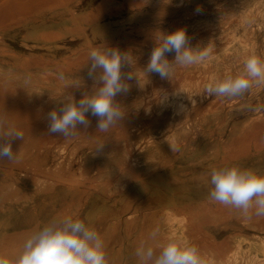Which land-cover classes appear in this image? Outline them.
Returning a JSON list of instances; mask_svg holds the SVG:
<instances>
[{"label":"rangeland","instance_id":"rangeland-1","mask_svg":"<svg viewBox=\"0 0 264 264\" xmlns=\"http://www.w3.org/2000/svg\"><path fill=\"white\" fill-rule=\"evenodd\" d=\"M178 28L192 47L207 46L209 58L177 67L170 80L144 73L154 35ZM102 46L132 60L123 71L137 78L115 97L125 119L100 133L89 113V127L78 125L76 138L51 134L47 114L60 99L92 91L88 54ZM252 53L264 59V0H0V113L24 132L13 144L20 162L0 161V253L17 255L31 230L57 213L78 216L102 234L104 212L87 211L92 194L111 198L165 167L264 150V85L240 98H203L213 76L241 70ZM174 56L167 54L169 61ZM151 216L139 220L135 212L125 223L134 244L159 224L161 237L186 238L206 264H264V217L248 219L215 202L188 212L164 209L154 223ZM119 223L110 226L118 238Z\"/></svg>","mask_w":264,"mask_h":264},{"label":"clouds","instance_id":"clouds-1","mask_svg":"<svg viewBox=\"0 0 264 264\" xmlns=\"http://www.w3.org/2000/svg\"><path fill=\"white\" fill-rule=\"evenodd\" d=\"M195 11L200 14L202 8L197 6ZM154 41L143 72L147 75L155 73L162 80H170L177 67H190L205 62L210 56L211 50L207 46H191L184 28L158 31ZM169 53H175L172 61L167 58ZM131 65L128 53L118 48H92L87 64L88 77L94 82L92 91L84 93L79 100L73 95L60 99V107L47 114L49 132L65 140L74 139L81 134L78 125L85 129L89 127L91 122L86 115L89 113L97 118V132L108 133L121 124L126 112L115 102V97L126 94L130 90L128 81L137 78L133 72L123 71ZM60 79H64L63 74ZM80 82L72 86H79ZM253 85H264V59L255 53L243 60L241 70L213 76L204 87L203 98H240ZM167 99L166 95L160 96L161 103ZM23 140V130L11 124L6 114L0 113V161L19 163L20 157L13 144ZM103 146L104 143H100L96 149ZM178 150L172 148V151ZM208 176L211 187L207 198L210 202L236 210L248 219L264 217V171L232 164L212 167ZM133 255L136 264H206L200 249L191 241L176 233L161 237L159 224L139 241ZM0 264H110V259L106 243L94 227L73 214L57 213L31 230L17 255L0 253Z\"/></svg>","mask_w":264,"mask_h":264},{"label":"crops","instance_id":"crops-1","mask_svg":"<svg viewBox=\"0 0 264 264\" xmlns=\"http://www.w3.org/2000/svg\"><path fill=\"white\" fill-rule=\"evenodd\" d=\"M232 164L264 171V150L253 155L245 157L238 155L226 161L207 165L165 167L153 172L146 181L129 184L122 193L111 198L92 194L87 203V211L89 214L101 211L105 214L101 235L106 243L107 252H110L108 254L110 263L119 261V264H136L133 252L138 242L134 244L132 234L128 235L124 229L125 223L135 212L139 220L144 219L145 213L151 214L148 220L154 223L156 218H159L160 211L164 209H183L188 212L201 208L210 202L207 198L211 187L208 183L210 169ZM117 221L120 222V238L117 236L118 232H112L110 227ZM113 249H120V253L116 254L117 251L112 255Z\"/></svg>","mask_w":264,"mask_h":264},{"label":"bare ground","instance_id":"bare-ground-1","mask_svg":"<svg viewBox=\"0 0 264 264\" xmlns=\"http://www.w3.org/2000/svg\"><path fill=\"white\" fill-rule=\"evenodd\" d=\"M39 1V0H38ZM40 3V2H39ZM3 4V3H2ZM68 4V3H67ZM7 10V9H6ZM8 11V10H7ZM11 13V12H10ZM73 17V16H72ZM77 20V19H76ZM42 34V33H41ZM44 39V38H43ZM49 41V40H48ZM47 41V42H48ZM16 59V58H15ZM140 60V59H139ZM79 63V62H78ZM41 65V64H40ZM81 65V64H80ZM79 66V65H78ZM48 77V76H47ZM51 77V76H50ZM50 79V78H49ZM171 88V87H170ZM6 92V91H5ZM76 96V95H75ZM16 100V99H15ZM43 100V99H42ZM7 101V100H6ZM9 101V100H8ZM16 108V107H15ZM35 108V107H34ZM42 109H43V107H42ZM17 110V109H16ZM31 110V109H30ZM39 110V109H38ZM25 112V111H24ZM20 113V112H19ZM31 114V113H30ZM33 115V114H32ZM38 115V114H37ZM35 116H36V114H35ZM17 117V116H16ZM33 121H35V120H33ZM41 125V124H40ZM261 125V124H260ZM25 126V125H24ZM257 126V125H256ZM260 127V126H259ZM40 128V127H39ZM45 128V127H44ZM45 135H47V134H45ZM48 136V135H47ZM16 143V142H15ZM28 145V144H27ZM15 146V145H14ZM26 148V147H25ZM22 149V148H21ZM26 154V153H25ZM2 162V161H1ZM35 164V163H34ZM38 172V171H37ZM12 239V238H11ZM3 248V247H2ZM12 252V251H11Z\"/></svg>","mask_w":264,"mask_h":264}]
</instances>
